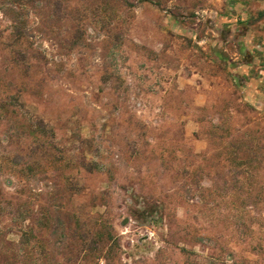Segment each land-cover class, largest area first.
Returning a JSON list of instances; mask_svg holds the SVG:
<instances>
[{
    "label": "rangeland",
    "instance_id": "374dc122",
    "mask_svg": "<svg viewBox=\"0 0 264 264\" xmlns=\"http://www.w3.org/2000/svg\"><path fill=\"white\" fill-rule=\"evenodd\" d=\"M209 5L0 0V264H264V49Z\"/></svg>",
    "mask_w": 264,
    "mask_h": 264
},
{
    "label": "crops",
    "instance_id": "0c3cea01",
    "mask_svg": "<svg viewBox=\"0 0 264 264\" xmlns=\"http://www.w3.org/2000/svg\"><path fill=\"white\" fill-rule=\"evenodd\" d=\"M213 5L207 10L212 12L214 16H222L225 12L229 13L231 25H233L234 17L237 15L240 24H246L248 30L240 33L236 39L239 41H250L251 46L254 45L260 49H264V0H212ZM229 10V11H228ZM222 11V12H221ZM223 13V14H222Z\"/></svg>",
    "mask_w": 264,
    "mask_h": 264
}]
</instances>
